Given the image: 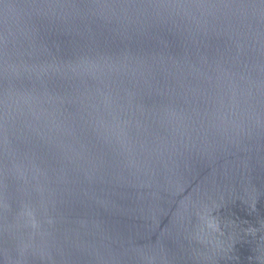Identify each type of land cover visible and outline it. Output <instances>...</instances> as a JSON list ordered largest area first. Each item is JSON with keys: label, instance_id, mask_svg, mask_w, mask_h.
<instances>
[{"label": "water", "instance_id": "95a60500", "mask_svg": "<svg viewBox=\"0 0 264 264\" xmlns=\"http://www.w3.org/2000/svg\"><path fill=\"white\" fill-rule=\"evenodd\" d=\"M0 264H264V0H0Z\"/></svg>", "mask_w": 264, "mask_h": 264}]
</instances>
